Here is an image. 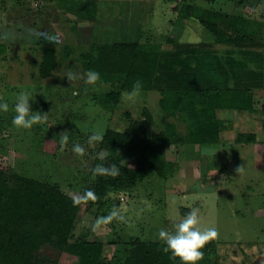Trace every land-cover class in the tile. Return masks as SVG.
<instances>
[{
    "label": "rangeland",
    "instance_id": "rangeland-1",
    "mask_svg": "<svg viewBox=\"0 0 264 264\" xmlns=\"http://www.w3.org/2000/svg\"><path fill=\"white\" fill-rule=\"evenodd\" d=\"M184 3L246 16L256 44L215 42L196 18L181 21L177 12ZM218 22L224 30L227 19ZM30 30L57 39L47 41ZM169 35L178 37L177 42L168 43ZM43 41L56 50L58 61L47 77L37 70ZM122 41L161 43L160 69L152 90L142 91L136 104H126L127 92H122L109 111L97 97L114 86L86 85L82 80L71 84L63 74L83 73L81 54L92 46ZM0 44L5 46L0 54V101L9 105L7 112H0V167L57 184L81 200L72 241L98 238L104 255L111 258L114 251L126 253L131 241H160L161 228L174 231V225L197 207L199 227L218 230L202 249L198 264H264V0H0ZM223 61L234 68L240 67L234 64L238 62L242 69L228 74ZM203 84L250 88L253 109L218 110L224 127L217 144L168 145L165 157L177 167L173 176L163 179L150 172L130 190L110 191L101 209L82 198L100 155L98 142L88 143L91 133L122 131L141 118L146 107L152 113L148 131L157 132L163 127L161 88ZM21 93L34 97L32 110L43 112L46 122L27 130L12 124ZM65 131L71 133L70 140L61 146L59 135ZM240 133H253L254 142H240ZM73 143L83 145V156L72 150ZM135 160L128 153L118 158L127 166H134ZM114 206L125 220L94 228ZM58 264H75V257L62 253Z\"/></svg>",
    "mask_w": 264,
    "mask_h": 264
},
{
    "label": "trees",
    "instance_id": "trees-1",
    "mask_svg": "<svg viewBox=\"0 0 264 264\" xmlns=\"http://www.w3.org/2000/svg\"><path fill=\"white\" fill-rule=\"evenodd\" d=\"M177 13L183 23L196 18L217 43L249 45L257 42L254 33L247 29L248 18L244 15L214 12L190 3L179 6ZM220 18L227 19L224 30L218 22ZM177 40L178 37L170 35L166 38L168 43ZM43 43L37 70L40 76L47 77L58 61L56 50L47 46V41ZM4 51L5 46L0 44V54ZM161 54L159 42L103 43L81 54V67L83 71L100 72L98 83L114 86L97 97L104 109L113 111L122 92L131 91L137 80L143 83L142 91L152 90ZM224 63L221 64L223 69L234 74L236 70L230 72L228 62ZM158 106L163 127L157 132L148 131L152 113L146 107L142 117L134 119L126 129L108 128L103 133V140L98 142L100 155L95 158L92 171L97 164L116 163L120 174H94V180L82 190L83 199L86 190L94 191L96 198L88 200L97 209L104 208L110 191L130 190L150 172L163 179L173 176L177 167L165 157L168 145L217 144L224 120L217 117L216 111H251L253 93L243 86L203 84L161 88ZM237 140L254 142L255 135L240 133ZM122 153L136 157L134 166L118 162ZM80 205V199L66 194L57 184L0 167V264H58L62 253L75 257V264H179L178 258L172 259L162 251V241H131L127 243L126 253L114 251L111 258L104 255L103 242L98 238L72 241Z\"/></svg>",
    "mask_w": 264,
    "mask_h": 264
},
{
    "label": "clouds",
    "instance_id": "clouds-1",
    "mask_svg": "<svg viewBox=\"0 0 264 264\" xmlns=\"http://www.w3.org/2000/svg\"><path fill=\"white\" fill-rule=\"evenodd\" d=\"M38 38L44 37L47 41L55 42L57 37L55 35H49L47 33L30 30ZM63 75H66L71 84L74 81L82 80L86 85H95L100 79V72L94 69H88L83 73L66 71ZM143 89L142 81L137 80L131 89L127 92L123 101L126 104L134 105L140 98ZM34 97H31L27 93H21L17 96L14 104V113L12 117V124L20 129H31L36 125L42 124L47 121V116L40 111L32 110V101ZM9 110V105L7 102L0 101V112H7ZM69 132L65 131L59 135V141L61 146L67 144L70 140ZM103 140V135L100 132H93L88 137V143L100 142ZM72 150L78 155L83 156L85 154V148L80 143H73ZM206 154L207 150H206ZM103 159V157H101ZM240 169H238L239 171ZM93 173L96 175H108L117 176L120 174V169L118 164L114 163L110 166L105 164H97L93 169ZM95 199V193L92 189L86 190L84 194V199ZM200 209L197 207L192 208L188 211L183 218L174 225V231H167L161 228L158 233V239L162 241L163 248L162 251L165 254H170V258L179 259V264H198V262L203 258L205 245L218 236V230L216 227H208L201 229L200 225ZM116 221H124L125 216L122 214L121 210L115 206L106 216L99 217L94 228H100L102 225Z\"/></svg>",
    "mask_w": 264,
    "mask_h": 264
},
{
    "label": "crops",
    "instance_id": "crops-1",
    "mask_svg": "<svg viewBox=\"0 0 264 264\" xmlns=\"http://www.w3.org/2000/svg\"><path fill=\"white\" fill-rule=\"evenodd\" d=\"M228 61H229V60H228ZM223 62L226 63V61H223ZM234 64H237V65H239L240 67H239V68H234L233 65H232V66L229 65V66H230V69H229L230 72H231L232 70H237V71H238L239 69H241V65L238 64V62H235ZM225 71H226V70H225ZM219 110H223V109H219ZM216 112H218V110H217ZM216 114H217V113H216ZM218 118H219V117H218ZM220 119H222V118H220Z\"/></svg>",
    "mask_w": 264,
    "mask_h": 264
}]
</instances>
